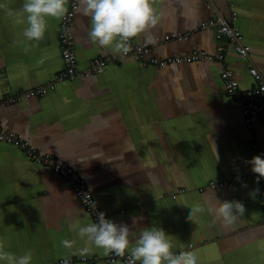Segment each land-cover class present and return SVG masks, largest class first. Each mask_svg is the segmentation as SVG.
<instances>
[{
  "label": "crops",
  "instance_id": "0c3cea01",
  "mask_svg": "<svg viewBox=\"0 0 264 264\" xmlns=\"http://www.w3.org/2000/svg\"><path fill=\"white\" fill-rule=\"evenodd\" d=\"M25 0H0V123L44 153L67 161L84 179L106 217L132 226H156L173 237V251L194 250L198 264H264V214L259 193L264 178L252 172L253 157L264 158V113L245 126L240 107L226 94L220 73L229 69L240 89L252 86L248 64L264 74V0H233L232 21L226 0H154L162 19L154 42L133 40L150 55L165 58L203 50L223 54L221 62L197 61L158 68L121 57L88 40L90 18L78 10L71 30L77 66L107 63L95 77L61 81L44 96L4 105L6 95L45 84L61 71L60 19L49 18L44 38L28 41L25 23L15 15ZM209 6H208V5ZM69 5V4H68ZM79 7V5H78ZM219 18L234 24L250 47L247 58L215 28L201 23ZM180 34V39H164ZM27 49V51H25ZM42 61V62H41ZM243 174L241 177L237 175ZM249 173V174H247ZM209 180L229 185L198 187ZM187 191L175 199L169 189ZM259 189L258 192L254 190ZM217 199L242 202L246 211L233 225L213 223L209 213L188 219L195 204ZM93 222L67 181L23 151L0 142V237L8 250H30L33 264H61L69 250L63 239H77L72 225ZM78 247L83 246L78 242ZM71 264L110 262L103 250Z\"/></svg>",
  "mask_w": 264,
  "mask_h": 264
},
{
  "label": "clouds",
  "instance_id": "9594fccd",
  "mask_svg": "<svg viewBox=\"0 0 264 264\" xmlns=\"http://www.w3.org/2000/svg\"><path fill=\"white\" fill-rule=\"evenodd\" d=\"M69 0H25L18 11L7 10L8 15H15L17 23H25L23 36L28 41H41L48 28V19H61L69 11ZM78 11L90 18L88 40L113 54L121 57L132 51V41L144 37L147 43L154 42L153 30L161 22L162 15L154 5V0H78ZM6 6L0 4V8ZM27 51V49H25ZM42 62V61H41ZM252 172L264 178V158L255 156L249 162ZM259 189L254 190L258 192ZM195 204L188 219L193 220L198 214L214 216L213 223L221 222L224 226L233 225L245 214V207L239 201H213ZM132 226L106 219L105 213L98 212L97 220L85 225L75 223L72 230L77 239H63L61 245L69 250V255L61 259V264H71V256L85 258L93 248L103 250L105 256L114 254L118 257L127 255L126 264H198L194 250L173 251V237L164 229L152 226L143 228L137 235ZM82 242L83 246H77ZM0 264H33V253L28 250L17 255L8 250L7 241L0 237Z\"/></svg>",
  "mask_w": 264,
  "mask_h": 264
},
{
  "label": "built area",
  "instance_id": "2783aa9c",
  "mask_svg": "<svg viewBox=\"0 0 264 264\" xmlns=\"http://www.w3.org/2000/svg\"><path fill=\"white\" fill-rule=\"evenodd\" d=\"M226 1L230 9L231 19L232 21H235L237 19V12L235 11L234 2L233 0ZM68 9V13L60 19L58 31V40L61 45V58L63 62L62 70L55 73L45 84H34L30 88L4 96L2 99V103L4 105L17 103L23 98L44 96L49 91L54 90L57 84L61 81H71L79 77L93 78L106 65V59L96 58L91 60L88 67L84 69L78 68L75 51V39L71 30L72 21L78 9V0H69ZM200 27H214L216 39L226 40L228 45L242 57L247 58L249 56L250 47L243 43L241 31L234 24L225 23L219 18H215L201 23ZM171 38L180 39L181 35L171 34L164 36L165 40ZM131 43L132 51L127 56H132L136 61H139L144 66L152 65L158 68H165L168 65L177 63H190L203 60H217L221 62L223 60L222 53L211 55L203 50H193L186 54H172L165 58H158L150 55L148 47L138 45L133 41ZM248 72L252 77L253 84L247 89H240L237 80L233 77L232 72L227 68L222 69L220 77L223 82L226 94L237 101L245 126L248 129H251L253 128L259 115L264 113V74L261 73L255 66L250 64H248ZM0 142L15 146L16 148L23 151L24 154L32 161L40 165L48 166L55 174L63 177L67 181L68 186L73 192L74 196L80 205L90 215L93 222L97 220V213L102 211L94 199L92 191L87 186L80 174L67 161L58 158L51 153H44L37 150L23 137H20L13 132L6 131L2 127L1 123ZM242 175L243 174L239 173L237 177H241ZM229 184L230 183L227 180H209L205 185L198 187V191L202 192L206 188L214 189L216 187H223ZM185 191H187V189L184 187L169 189L163 193V196L175 199L179 194ZM259 200L261 202L264 214V181L261 183ZM106 219L108 218L106 217ZM107 258L110 262L119 261L121 264H126L127 261V255L125 257H118L114 254H111L107 256ZM84 259L85 258H81V260Z\"/></svg>",
  "mask_w": 264,
  "mask_h": 264
}]
</instances>
